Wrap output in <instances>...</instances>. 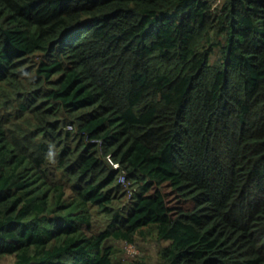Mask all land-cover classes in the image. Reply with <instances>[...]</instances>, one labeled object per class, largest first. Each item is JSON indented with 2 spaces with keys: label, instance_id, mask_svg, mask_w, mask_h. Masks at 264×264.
Instances as JSON below:
<instances>
[{
  "label": "trees",
  "instance_id": "1",
  "mask_svg": "<svg viewBox=\"0 0 264 264\" xmlns=\"http://www.w3.org/2000/svg\"><path fill=\"white\" fill-rule=\"evenodd\" d=\"M218 1L0 0V260L264 264V0Z\"/></svg>",
  "mask_w": 264,
  "mask_h": 264
},
{
  "label": "rangeland",
  "instance_id": "2",
  "mask_svg": "<svg viewBox=\"0 0 264 264\" xmlns=\"http://www.w3.org/2000/svg\"><path fill=\"white\" fill-rule=\"evenodd\" d=\"M211 2L217 4L218 0H211ZM218 39H221V37ZM211 62L214 65H222L223 57L221 51L213 57ZM164 244L166 243H163L162 245ZM127 245H132L137 251V254L130 253ZM157 249L158 245L153 239L137 237L132 244L119 242L115 245L116 260L121 264H136L137 261H140L142 258H148L149 263L157 264ZM0 264H14V258L12 256H6L0 260Z\"/></svg>",
  "mask_w": 264,
  "mask_h": 264
},
{
  "label": "built area",
  "instance_id": "3",
  "mask_svg": "<svg viewBox=\"0 0 264 264\" xmlns=\"http://www.w3.org/2000/svg\"><path fill=\"white\" fill-rule=\"evenodd\" d=\"M69 128H71V126H68V129ZM106 160H107V163L109 165H111L114 169L118 168L119 165L117 163H115L109 155L106 156ZM122 179H123V177H122ZM127 247L129 249L130 253L137 254V251L134 249V247L132 245H128Z\"/></svg>",
  "mask_w": 264,
  "mask_h": 264
},
{
  "label": "clouds",
  "instance_id": "4",
  "mask_svg": "<svg viewBox=\"0 0 264 264\" xmlns=\"http://www.w3.org/2000/svg\"><path fill=\"white\" fill-rule=\"evenodd\" d=\"M219 2V1H218ZM91 142H94V143H97L98 145H101L102 143H101V141L100 140H90ZM106 156H108V155H106ZM106 156H105V161L107 162V160H106ZM110 156V155H109ZM111 157V156H110ZM113 160V159H112ZM111 166V165H110ZM118 168H119V166H118ZM117 169V168H116ZM128 246V245H127Z\"/></svg>",
  "mask_w": 264,
  "mask_h": 264
},
{
  "label": "bare ground",
  "instance_id": "5",
  "mask_svg": "<svg viewBox=\"0 0 264 264\" xmlns=\"http://www.w3.org/2000/svg\"><path fill=\"white\" fill-rule=\"evenodd\" d=\"M212 3V2H211Z\"/></svg>",
  "mask_w": 264,
  "mask_h": 264
}]
</instances>
